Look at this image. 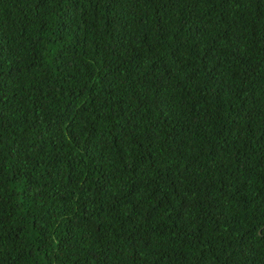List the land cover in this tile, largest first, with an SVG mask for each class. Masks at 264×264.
<instances>
[{"label":"trees","instance_id":"16d2710c","mask_svg":"<svg viewBox=\"0 0 264 264\" xmlns=\"http://www.w3.org/2000/svg\"><path fill=\"white\" fill-rule=\"evenodd\" d=\"M0 264H264V0H0Z\"/></svg>","mask_w":264,"mask_h":264}]
</instances>
